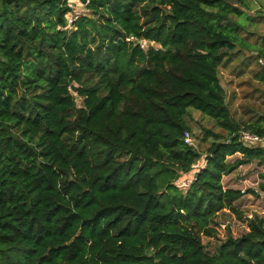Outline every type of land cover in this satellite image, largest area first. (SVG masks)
<instances>
[{
	"label": "trees",
	"instance_id": "1",
	"mask_svg": "<svg viewBox=\"0 0 264 264\" xmlns=\"http://www.w3.org/2000/svg\"><path fill=\"white\" fill-rule=\"evenodd\" d=\"M72 1L68 28L69 0H0V264H264V214L202 242L242 217L223 177L256 161L264 191V149L239 140L264 117L234 121L219 79L248 0ZM186 131L210 143L181 190L202 157Z\"/></svg>",
	"mask_w": 264,
	"mask_h": 264
},
{
	"label": "rangeland",
	"instance_id": "2",
	"mask_svg": "<svg viewBox=\"0 0 264 264\" xmlns=\"http://www.w3.org/2000/svg\"><path fill=\"white\" fill-rule=\"evenodd\" d=\"M71 4L73 1L71 0ZM248 7L244 10L247 15L245 23H241L243 30L238 35L237 43L231 58L223 62V67L219 69L220 83L226 92V103L234 121L245 124L254 123L264 117V82L255 78V73L259 70L257 55L260 50L264 52V0H248ZM74 13L78 15L86 14L87 11L79 1L74 2ZM234 21L238 20L233 18ZM147 45V42H146ZM249 59L248 66H241V62ZM242 73L239 74V71ZM193 118L202 128L213 129L214 132L225 136L226 132L219 127L212 125L208 119H201L199 112H193ZM198 124H193L194 131L201 132ZM193 147L202 154L200 162L205 156L204 150L210 140L202 142L196 139ZM236 154L227 158L229 162L239 159ZM205 158V157H204ZM262 167L252 161L237 168L233 173L222 178L224 189L231 188L242 191V197L235 202V207L242 212V217L238 218L229 211L219 212L216 216V234L213 237H202V242L206 247V252L213 255L219 244L228 236L240 237L248 230L250 219L264 214V191L258 189L259 173ZM183 175L177 182L181 190H185L191 175ZM253 191V192H250Z\"/></svg>",
	"mask_w": 264,
	"mask_h": 264
},
{
	"label": "built area",
	"instance_id": "3",
	"mask_svg": "<svg viewBox=\"0 0 264 264\" xmlns=\"http://www.w3.org/2000/svg\"><path fill=\"white\" fill-rule=\"evenodd\" d=\"M70 2H71V0H69V2H68V8L71 9V12L69 13V15L67 17V20H68L67 27L68 28H70L72 26L73 22H75L77 20V18L80 16L78 14H75L74 11H73V9H74V5L73 4L76 1H73L72 4ZM81 5L85 6V3H81ZM150 44L152 45V43H150ZM142 47H146V42L142 44ZM258 63L260 65L264 66V58H259L258 59ZM239 140L241 141V143L245 147H248V148H263L264 149V133L257 134V133L251 132L249 130H242L239 133ZM183 142L187 146H190V147L194 146L193 142H192V139L190 137V134L187 131L183 133ZM205 164H206V160L203 157V161L202 162L199 161L197 164H194L192 166V172H191L192 176H191L190 181L187 183L186 187L189 186L190 183L193 181L194 175L198 171V169H200L201 167H204ZM176 186H178L177 183H176ZM241 193L244 194L242 191H241Z\"/></svg>",
	"mask_w": 264,
	"mask_h": 264
},
{
	"label": "water",
	"instance_id": "4",
	"mask_svg": "<svg viewBox=\"0 0 264 264\" xmlns=\"http://www.w3.org/2000/svg\"><path fill=\"white\" fill-rule=\"evenodd\" d=\"M70 89H71L72 92H75V91H76V88H75L74 85H71V86H70Z\"/></svg>",
	"mask_w": 264,
	"mask_h": 264
}]
</instances>
